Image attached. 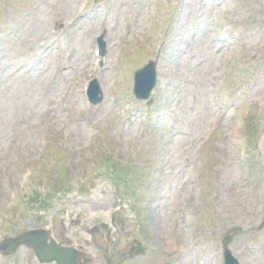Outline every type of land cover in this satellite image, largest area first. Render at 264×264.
I'll list each match as a JSON object with an SVG mask.
<instances>
[{
    "label": "rangeland",
    "instance_id": "374dc122",
    "mask_svg": "<svg viewBox=\"0 0 264 264\" xmlns=\"http://www.w3.org/2000/svg\"><path fill=\"white\" fill-rule=\"evenodd\" d=\"M79 1L0 0V62L76 34L55 83L53 66L26 83L16 72L24 116L0 122V240L45 228L83 264H223L230 236L239 264H264V0H87L78 15ZM101 31L103 100L87 109L78 81ZM150 60L158 81L138 101L133 73ZM68 72L70 104L44 114ZM0 264L39 263L21 246Z\"/></svg>",
    "mask_w": 264,
    "mask_h": 264
},
{
    "label": "water",
    "instance_id": "95a60500",
    "mask_svg": "<svg viewBox=\"0 0 264 264\" xmlns=\"http://www.w3.org/2000/svg\"><path fill=\"white\" fill-rule=\"evenodd\" d=\"M151 65L147 66L139 74H143L142 81L138 84L137 88L144 93L153 84ZM146 94V93H145ZM144 94V95H145ZM46 234L42 231H32L30 233L23 234L17 239L8 240L7 245L11 248L15 247L17 244L25 242L31 245L40 259L55 260L57 264H76L75 253L72 249L63 248L53 243H46ZM226 244V240L223 241ZM224 264H238L236 259L232 257L228 250L224 252Z\"/></svg>",
    "mask_w": 264,
    "mask_h": 264
}]
</instances>
